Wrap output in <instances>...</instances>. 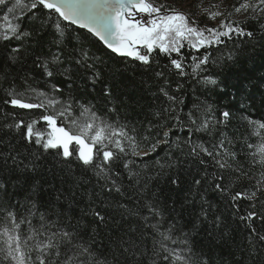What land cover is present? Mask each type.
I'll use <instances>...</instances> for the list:
<instances>
[{"label": "snow or ice", "instance_id": "6c2138e0", "mask_svg": "<svg viewBox=\"0 0 264 264\" xmlns=\"http://www.w3.org/2000/svg\"><path fill=\"white\" fill-rule=\"evenodd\" d=\"M212 7L217 10L210 12L209 19L224 17L218 27L200 26L187 14L155 0H0V9H6L0 40L20 42L7 58L10 64H23L22 57L34 52L33 44L46 47V54L43 51L35 54L33 65L47 78L53 94L63 96L65 91L57 77L68 82L67 98L63 100L33 88L27 74L23 77L24 92L16 91L14 83L11 84L5 104L13 109H43V112L38 119L14 120L5 127L22 131L23 139L43 152L55 150L60 165L67 166L69 171L73 163L90 171L102 192L119 197L107 205L110 209L107 214L89 208L79 216L74 214L72 204L62 203L61 196L41 211L35 186L23 201L13 202L15 194L10 195L8 190L13 176L16 180L13 187H17L20 177L34 171L36 164L34 160L25 163L19 153H0V260L5 264H208L206 254L197 249L193 234L209 219L213 205L200 193H192L193 200L188 203H194L199 196L200 212L190 230L185 231L187 225L181 223L182 217L173 214L175 206L169 209L162 204L160 193L152 187L160 175L166 174V169L179 168L188 160L198 165V175L202 174L193 184H207L229 202L234 209L232 215L245 224L248 255L264 253V231L254 227L256 219L264 223V216L252 210L254 205L241 214L243 210L237 203L243 199L255 200L257 191H264V172L253 185L255 190L248 194L236 190L233 181L254 178L236 159L234 140L223 131L233 114L198 100L188 107L183 96L178 95L183 92V84L172 79L188 75L181 55L185 42L198 51L214 45L226 47L224 38L233 43V38L254 39L255 32L247 30L249 21L258 22L264 31V0H243L226 14L218 6ZM233 12L247 14L245 20H232ZM10 14L14 19H10ZM25 21L30 27H25ZM77 28L102 42L111 53L130 58L142 67L151 68L153 64L159 67L154 54L169 59V64L154 73L161 81L157 97L160 103L152 114L154 119L148 123L146 135H140L137 127L128 123L110 122L106 114H98L94 104H85L73 95V69L67 65H73L77 71L82 69L93 88L103 79L99 67L102 58L91 50L87 37L81 40L79 35L73 36ZM46 35L51 39L41 44ZM228 59H232L231 54ZM192 61V73L196 75L205 70L201 66L209 64L210 56H194ZM8 76L7 72L0 73L5 81ZM200 82L213 86L209 90L224 91L222 83L212 76H205ZM103 95L112 104L108 111L118 115L124 105L122 101L119 106L113 103L116 98L110 85H105ZM77 110L78 114L74 115ZM40 121L47 131L36 127ZM247 123L260 140L255 145L246 144L247 148L256 149L254 154H248L250 163L264 168V135L261 134L264 121L248 118ZM181 130L185 132L183 139L176 136ZM165 147L166 156L154 161L158 166L156 176L149 175L150 166L143 161L159 156ZM133 158H138L142 166ZM171 183L175 185L179 181L172 178ZM88 215L93 218L91 222L86 218ZM108 215L117 226L116 239L111 240V246L101 248L96 238L99 226L107 224ZM34 219L38 227L33 224ZM211 223L214 230L220 231L221 241L230 235L223 230L226 226L223 217L213 216ZM21 225H26V230Z\"/></svg>", "mask_w": 264, "mask_h": 264}, {"label": "trees", "instance_id": "16d2710c", "mask_svg": "<svg viewBox=\"0 0 264 264\" xmlns=\"http://www.w3.org/2000/svg\"><path fill=\"white\" fill-rule=\"evenodd\" d=\"M155 2L172 7L167 0H155ZM5 13L6 9H0V32L3 31L5 26L3 21ZM10 19H14L11 14ZM240 20H245V16ZM25 27H30L27 21H25ZM247 30L255 32L254 39L233 38L235 40V43H233V40L224 38L227 44L226 47L224 45H214L207 50L201 48L198 51H192L188 47L182 48L181 55L184 58L185 71L188 75L183 78H172L183 84V92L178 95L183 96L188 107H191L194 100H198L210 104L220 111L228 110L233 114L223 131L230 140H234L232 148L237 154L236 159L245 166V170L249 171L251 177L254 178H242L238 183L233 181L236 190L245 194L255 190L253 185L260 179L261 173L264 172V168L250 163L248 154H254L256 149L246 147L247 143L255 145L260 142L255 135L256 130L247 123V119L264 121V31L260 30L259 23L256 21H249ZM77 35L80 36L81 40L87 37V43L91 50L102 58L103 64L99 67L102 70L103 79L93 88L85 78L82 69L77 71L73 65H67L73 69V95L85 104H94L98 114H106L110 122L119 120L121 124L128 123L129 126L137 127L140 135H146L148 123L154 119L152 114L156 111L157 104L160 103L157 97L161 81L155 77L154 73L163 69L164 65L169 64V59L163 55L155 56L154 54V58L159 60V67L153 64L151 68H145L140 66L138 62L131 61L130 58L119 57L111 53L96 38L87 34L85 30L77 28L73 32V36ZM50 39L51 36L46 35L41 44ZM17 46H20L19 41L0 40V73H9L6 81L0 77V141H2L0 142V153H11L12 155L19 153L21 160L25 163L34 160L36 167L34 171H28L20 177V184L17 187H13V184H16L15 176H13L8 189L10 195L15 194L12 197L13 202L16 200L23 201L25 195L35 186L39 191L38 202L41 211L45 210L49 202L55 201L57 196H61L62 203H65V206L68 203L74 206L76 216H79L82 210L87 213L89 208L107 214L110 211L107 205L114 203L119 197L109 196L106 192H102L90 171H84L75 163L69 171L67 166L60 165L55 150L43 152L42 149H38V146L27 143L23 139L22 131L9 130L5 127V125L13 123L14 120L24 119L29 121L33 118L38 119L40 113L43 112V109H13L11 105L4 103L6 99H9L7 91L11 84L14 83L16 91L24 92L26 85L23 77L26 74L29 76V83L38 91L56 95L61 100L66 99L68 94V82L64 77H57L60 86L65 90L64 95L53 94L50 83L46 82L47 78L42 76L40 69L33 65L35 54L42 51L46 54V47H36L33 44L34 52L30 51L26 57H22L23 64L12 65L7 58L11 54L12 48ZM52 50L55 51L54 48ZM204 54L210 56L209 64L201 66L205 69L204 71L193 75L192 57H200ZM229 54L232 56L231 60L228 59ZM172 55L173 57L176 56L175 53ZM205 76H212L221 82L224 91L221 92L219 88L209 90L213 86H205L200 82ZM106 84L112 87L113 96L116 98L113 103L119 106L120 102H123L124 107L119 108L118 115L108 111L112 104H109L108 99L103 95ZM175 87V83H172L171 88L175 90ZM25 99H28V97L26 96ZM242 105H244L243 111L241 110ZM184 111H187V108H184ZM10 113H17L18 115H10ZM75 114H78V110ZM36 127L41 131H47V126L43 121H40ZM261 134L264 135V130H261ZM176 136L183 139L185 132L182 130L177 131ZM167 152L168 149L165 147L159 151V156L143 161V163L150 166L149 175L156 176L158 166L155 165L154 161L165 157ZM133 159L136 160L137 165L142 166V162L138 158ZM165 171L166 174L160 175L153 182V191L160 193L162 204H165L169 209L175 206L173 214H179L182 217L181 223L187 225L185 231L190 230L192 221L196 219L200 212L199 196L195 198L194 203H188V201L193 200L192 193H200L208 203L213 205L209 219L201 226L198 233L193 234L195 245L198 250H202L206 254L208 264H264V253L254 256L248 255L246 245L248 230L243 222L232 215L234 209L229 202H226L212 191L207 184L202 186L193 184L194 179H199L202 176V174L198 175L200 172L198 165L188 160L179 168L166 169ZM172 178L178 179L179 183L172 184ZM5 179H8V177H5ZM237 203L240 209L243 210L241 214L246 213L251 205H254L255 207L252 210H255L260 216H264V191H257L255 200L243 199ZM216 215L224 218L226 226L223 230L230 233L224 241L219 239L220 231L214 230L212 227L211 220ZM86 218L89 222L93 219L90 215ZM116 220L119 221L118 216ZM33 224L39 226L35 219ZM93 226L95 227V225ZM254 227L264 231V223L259 219L255 220ZM21 228L26 230V225H21ZM98 231L99 235L96 238L98 246L101 248L111 246V240L116 239L115 234L117 232V226L113 223L111 215H108L107 224H101ZM0 264H5V262L0 260Z\"/></svg>", "mask_w": 264, "mask_h": 264}, {"label": "rangeland", "instance_id": "374dc122", "mask_svg": "<svg viewBox=\"0 0 264 264\" xmlns=\"http://www.w3.org/2000/svg\"><path fill=\"white\" fill-rule=\"evenodd\" d=\"M167 1L169 4L172 5V7L192 17V19H194L197 22V24H199L200 26H207V27H218L221 23V20L224 19L223 16L218 17L216 19H209L210 12L217 10L212 6H218V10L226 14L232 11L233 5L239 2H243V0H167ZM253 2H255V0H253ZM246 15L247 14H240L233 12L231 19L240 20ZM185 47L190 48L186 42H185ZM190 50L195 51L192 48H190Z\"/></svg>", "mask_w": 264, "mask_h": 264}, {"label": "water", "instance_id": "95a60500", "mask_svg": "<svg viewBox=\"0 0 264 264\" xmlns=\"http://www.w3.org/2000/svg\"><path fill=\"white\" fill-rule=\"evenodd\" d=\"M74 27H76V26H74ZM99 41V40H98ZM100 42V41H99ZM102 45H103V43L102 42H100ZM104 46V45H103ZM105 47V46H104ZM106 48V47H105ZM107 49V48H106ZM108 50V49H107ZM110 51V50H109Z\"/></svg>", "mask_w": 264, "mask_h": 264}]
</instances>
